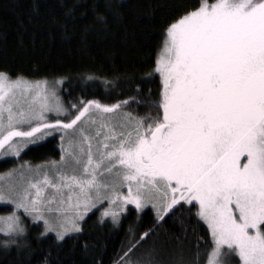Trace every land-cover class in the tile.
<instances>
[{"label": "snow or ice", "instance_id": "6c2138e0", "mask_svg": "<svg viewBox=\"0 0 264 264\" xmlns=\"http://www.w3.org/2000/svg\"><path fill=\"white\" fill-rule=\"evenodd\" d=\"M156 74L155 97L66 107L61 80L0 69V157L19 158L54 134L61 142L59 160L0 174V204L12 206L0 215V249L30 251L29 222L62 241L94 209L100 223L118 225L132 206L150 208L152 224L113 264H264V0L185 6L164 30L147 75ZM169 218L182 234L164 228ZM192 218L206 232L190 239ZM153 238L159 252L129 255ZM173 244L172 259H157Z\"/></svg>", "mask_w": 264, "mask_h": 264}, {"label": "trees", "instance_id": "16d2710c", "mask_svg": "<svg viewBox=\"0 0 264 264\" xmlns=\"http://www.w3.org/2000/svg\"><path fill=\"white\" fill-rule=\"evenodd\" d=\"M193 2L0 0V69L28 80H61L58 88L66 107L80 99L111 103L137 94L140 98L155 97L158 74H147L154 67L164 30ZM133 107L144 111L143 105ZM33 152L34 158L30 157ZM26 155L34 162L56 160L58 139L50 137ZM129 209L118 225L110 218L100 223L94 209L81 222L82 231L66 235L62 241H56L53 233L41 237L42 224L29 222L30 251L20 253L14 246L0 249V264H44L45 257L48 264H113L152 224L150 208L140 214L131 206ZM9 211L10 207L0 206V215ZM164 228L182 234L179 222L171 218ZM193 229L201 235L206 232V226L197 225L195 218L188 222L190 239ZM153 247L159 252L155 238L146 239L129 255L135 259ZM174 247L160 252L157 259H172ZM193 251V245L186 241L184 254L191 256Z\"/></svg>", "mask_w": 264, "mask_h": 264}, {"label": "rangeland", "instance_id": "374dc122", "mask_svg": "<svg viewBox=\"0 0 264 264\" xmlns=\"http://www.w3.org/2000/svg\"><path fill=\"white\" fill-rule=\"evenodd\" d=\"M31 81H36V80H31ZM50 82V81H49ZM59 84L56 85V89H57V94L59 95V97L61 98L60 96V93H59V88H58ZM62 100V99H61ZM64 103V102H63ZM65 104V103H64ZM66 106V105H65ZM53 114H49L50 118ZM56 136V138L58 139V150H59V157L58 159L56 160H59L60 159V138H59V134H54L53 136H49V137H46L44 140L42 141H39L37 144L35 145H29L27 148H25L22 152H21V156L19 158L17 157H13V156H8V157H0V174H4L6 172H8L9 170L17 167L20 163H22L23 161H29L31 164L35 165V164H40L41 162H34L33 160H28V156L29 155H26V152L31 149V148H34L36 146H38L40 143H42L43 141H45L46 139L50 138V137H54ZM35 152V151H34ZM34 152L33 153H30V157L34 155ZM33 154V155H31ZM34 158V156L32 157ZM31 158V159H32ZM3 164V165H2ZM126 191V189H125ZM0 206H8L10 207V211H11V205H4V204H0ZM104 206H107L106 205V202H105V205ZM132 207V206H131ZM9 211V212H10ZM22 212V210H21ZM7 214V213H6ZM6 214H1V215H6ZM27 220V218H25ZM82 222V221H81ZM80 222V223H81ZM42 224V223H41ZM54 234V233H53ZM69 234H73V233H69ZM67 234V235H69ZM55 235V234H54Z\"/></svg>", "mask_w": 264, "mask_h": 264}]
</instances>
